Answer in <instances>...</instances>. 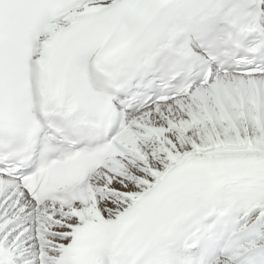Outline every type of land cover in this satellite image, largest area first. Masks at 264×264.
<instances>
[{
  "label": "snow or ice",
  "instance_id": "snow-or-ice-1",
  "mask_svg": "<svg viewBox=\"0 0 264 264\" xmlns=\"http://www.w3.org/2000/svg\"><path fill=\"white\" fill-rule=\"evenodd\" d=\"M0 264H264V0H0Z\"/></svg>",
  "mask_w": 264,
  "mask_h": 264
}]
</instances>
